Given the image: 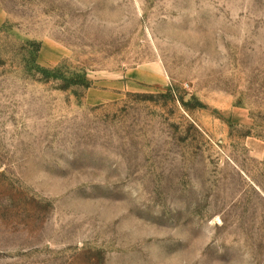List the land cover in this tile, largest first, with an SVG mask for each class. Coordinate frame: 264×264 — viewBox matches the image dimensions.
<instances>
[{"label":"rangeland","instance_id":"374dc122","mask_svg":"<svg viewBox=\"0 0 264 264\" xmlns=\"http://www.w3.org/2000/svg\"><path fill=\"white\" fill-rule=\"evenodd\" d=\"M0 13V264H264V0Z\"/></svg>","mask_w":264,"mask_h":264},{"label":"crops","instance_id":"0c3cea01","mask_svg":"<svg viewBox=\"0 0 264 264\" xmlns=\"http://www.w3.org/2000/svg\"><path fill=\"white\" fill-rule=\"evenodd\" d=\"M121 78V80L116 81L115 85L112 86L117 89L116 91L109 88H90L88 96L91 98L103 96L112 97L111 95L113 93L120 95V91L122 90H134L138 89L142 84L165 81L163 69L158 63L152 64L151 66H136L130 68L123 73Z\"/></svg>","mask_w":264,"mask_h":264},{"label":"trees","instance_id":"16d2710c","mask_svg":"<svg viewBox=\"0 0 264 264\" xmlns=\"http://www.w3.org/2000/svg\"><path fill=\"white\" fill-rule=\"evenodd\" d=\"M88 85V84H87Z\"/></svg>","mask_w":264,"mask_h":264}]
</instances>
